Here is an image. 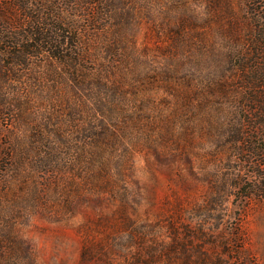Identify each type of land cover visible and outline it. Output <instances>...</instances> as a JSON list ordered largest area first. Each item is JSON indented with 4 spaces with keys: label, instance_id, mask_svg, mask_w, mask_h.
I'll use <instances>...</instances> for the list:
<instances>
[{
    "label": "rangeland",
    "instance_id": "obj_1",
    "mask_svg": "<svg viewBox=\"0 0 264 264\" xmlns=\"http://www.w3.org/2000/svg\"><path fill=\"white\" fill-rule=\"evenodd\" d=\"M244 1L127 0L119 28L81 33L80 61L121 94L99 143L55 145V163L23 156L0 180V245L11 248L0 264H264V200L211 198L240 167L224 142L222 78L247 43ZM12 16L0 6L1 22ZM114 38L121 51L110 56ZM41 96L0 110V142L28 138ZM53 96L35 119L67 131L62 107L85 101L64 86Z\"/></svg>",
    "mask_w": 264,
    "mask_h": 264
},
{
    "label": "trees",
    "instance_id": "obj_2",
    "mask_svg": "<svg viewBox=\"0 0 264 264\" xmlns=\"http://www.w3.org/2000/svg\"><path fill=\"white\" fill-rule=\"evenodd\" d=\"M125 1L0 0V6H9L13 11L11 23L0 21V110L6 106L19 110L24 99L30 104L31 97H38L39 93L42 96L37 101H43L38 107L32 106L35 122L28 135L30 142L24 137L3 136L0 180L23 156L34 160L36 154H47L55 163L59 161L55 145L69 147L75 141L92 146L107 133L103 117L116 105L120 87L93 67L94 61H80L88 53L83 50L80 35L90 29L104 30L103 26L111 22L117 28L123 25L129 12L124 9ZM244 5L247 43L236 52V61H227L225 70L229 75L222 78L223 89L232 96L222 112L224 142L232 146L231 159L240 167L227 182L223 178L224 184L214 181V202L220 194L240 201L264 200V0H245ZM120 43L117 38L107 41L105 53L118 55ZM63 86L68 95L85 101L84 110L62 107L67 131L35 119L44 113L43 109L52 112L54 105H49V97L54 98ZM80 114H85L86 120L80 119ZM74 134L78 139L72 140ZM55 170L56 167L52 169ZM229 244L224 241L225 247ZM8 249L11 250L0 245V258Z\"/></svg>",
    "mask_w": 264,
    "mask_h": 264
}]
</instances>
